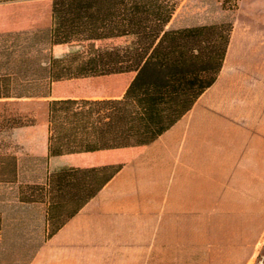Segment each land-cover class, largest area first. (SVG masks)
<instances>
[{
	"label": "crops",
	"instance_id": "crops-1",
	"mask_svg": "<svg viewBox=\"0 0 264 264\" xmlns=\"http://www.w3.org/2000/svg\"><path fill=\"white\" fill-rule=\"evenodd\" d=\"M185 27L191 25L179 28ZM254 28L233 22L215 83L152 143L61 158L68 167L120 168L57 234L48 238L44 223L30 264L180 263L186 232L216 231L218 225L264 232V39L253 35ZM134 76L59 82L63 92L53 87L45 99L120 100ZM50 127L47 117L25 132L24 142L49 138ZM39 144L33 154L3 159L10 178L0 181V215H61L47 198L24 201L27 187L48 188L55 160L49 145Z\"/></svg>",
	"mask_w": 264,
	"mask_h": 264
},
{
	"label": "trees",
	"instance_id": "trees-1",
	"mask_svg": "<svg viewBox=\"0 0 264 264\" xmlns=\"http://www.w3.org/2000/svg\"><path fill=\"white\" fill-rule=\"evenodd\" d=\"M181 1H52V82L135 76L120 100L66 98L48 102L51 136H37L31 145L24 142L25 132L39 125L10 112V103L0 102V160L7 155L33 154L37 143H43L44 149L49 145L55 160L48 188L29 186V194L24 196L26 202H44L47 198L61 214L48 215V238L97 196L120 168L68 167L63 156L146 146L215 83L233 22L170 28ZM240 1L223 0V9L238 10ZM3 98L10 97L0 96ZM2 227L0 215V233Z\"/></svg>",
	"mask_w": 264,
	"mask_h": 264
},
{
	"label": "rangeland",
	"instance_id": "rangeland-1",
	"mask_svg": "<svg viewBox=\"0 0 264 264\" xmlns=\"http://www.w3.org/2000/svg\"><path fill=\"white\" fill-rule=\"evenodd\" d=\"M52 1L0 0V96L10 97L0 102L10 103V112L33 119L37 125L48 117L45 98L54 94L53 87L55 92H63L49 75L54 53ZM222 2L182 0L169 27L232 21L244 28L255 27L253 35L264 39V29L260 33L256 29L264 28V0H241L239 9L232 12L223 9ZM6 165L5 160H0V181L10 178ZM1 217L0 264H30L38 250L36 245L42 237L44 223L46 229L50 227L47 216ZM257 218L253 217L250 222L257 223ZM185 245L184 262L169 264H255L264 258V232L261 231L241 232L220 229L218 225L216 231L186 232Z\"/></svg>",
	"mask_w": 264,
	"mask_h": 264
},
{
	"label": "built area",
	"instance_id": "built-area-1",
	"mask_svg": "<svg viewBox=\"0 0 264 264\" xmlns=\"http://www.w3.org/2000/svg\"><path fill=\"white\" fill-rule=\"evenodd\" d=\"M255 264H264V258H262L261 260H259V261L256 262Z\"/></svg>",
	"mask_w": 264,
	"mask_h": 264
}]
</instances>
